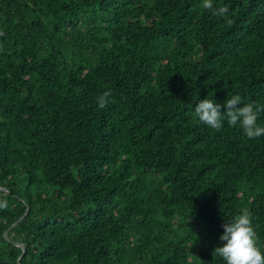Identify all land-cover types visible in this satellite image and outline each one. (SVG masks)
I'll use <instances>...</instances> for the list:
<instances>
[{
	"label": "trees",
	"instance_id": "1",
	"mask_svg": "<svg viewBox=\"0 0 264 264\" xmlns=\"http://www.w3.org/2000/svg\"><path fill=\"white\" fill-rule=\"evenodd\" d=\"M201 4L0 0V264H225L243 209L264 255V135L195 116L240 95L264 127V0Z\"/></svg>",
	"mask_w": 264,
	"mask_h": 264
},
{
	"label": "clouds",
	"instance_id": "2",
	"mask_svg": "<svg viewBox=\"0 0 264 264\" xmlns=\"http://www.w3.org/2000/svg\"><path fill=\"white\" fill-rule=\"evenodd\" d=\"M201 7L210 11L213 16L223 18L229 26L233 23L226 6L214 7L213 0H202ZM110 97V91L98 96V106L101 109L105 108L111 103ZM261 110L253 103L242 104L240 95H232L227 97L223 104L209 98L199 100L195 106V116L200 123L217 131L223 127L225 121L229 126L239 125L244 135L253 139L264 135V127L257 124ZM6 207V201L0 202V209ZM222 227L224 231L219 239L223 244L213 249V257L222 258L225 264H264V255L255 244L256 233L249 210L243 209L231 222H226Z\"/></svg>",
	"mask_w": 264,
	"mask_h": 264
},
{
	"label": "water",
	"instance_id": "3",
	"mask_svg": "<svg viewBox=\"0 0 264 264\" xmlns=\"http://www.w3.org/2000/svg\"><path fill=\"white\" fill-rule=\"evenodd\" d=\"M29 209H30V207L28 206L26 213H24V215H22L17 221H15L13 225H15L16 223L21 221L26 216V214L28 213ZM5 236H6V238L8 240L13 241L15 244H18V245L22 246L23 247V254L26 252V246L22 242L14 241V240H11V239L8 238V230L5 232ZM19 264H21V263L19 262Z\"/></svg>",
	"mask_w": 264,
	"mask_h": 264
}]
</instances>
